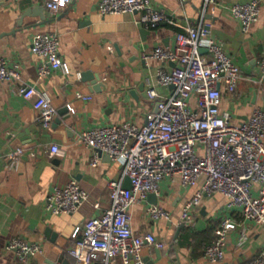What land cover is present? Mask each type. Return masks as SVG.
<instances>
[{"label":"crops","instance_id":"0c3cea01","mask_svg":"<svg viewBox=\"0 0 264 264\" xmlns=\"http://www.w3.org/2000/svg\"><path fill=\"white\" fill-rule=\"evenodd\" d=\"M99 1L73 0L66 8L51 13L45 7L46 0H0V57L8 65L18 64L21 82L47 92L57 111L50 128L44 129L31 103L19 95L21 82H0V264H76L68 250L81 238L85 221L109 207L107 183L119 179L122 170L120 162L106 156L92 167L89 152L77 135L102 125L126 121L141 124L153 108L146 97L145 79L152 78L161 63L154 60L146 66L141 54L156 45L172 47L180 29L166 23L143 28L134 21L139 14L101 15ZM246 1L218 0L214 13L208 10L204 17L213 38L222 43L242 72L235 92L228 94L222 89L221 100V109L239 122L245 121L254 107L264 109V76L259 69L264 55V3L248 32H243L241 22L227 9ZM150 2L181 25H196L201 17L203 0L185 4L178 0ZM142 30H146L144 34ZM40 33L58 35L59 55L70 74L55 70L38 78L40 59L30 45ZM203 50L202 54L209 57ZM95 78L99 81L94 86ZM76 93L91 98L84 101ZM54 144L59 151L52 155L50 147ZM20 146L25 152L19 167L9 169L6 157ZM71 179L89 194L88 200L74 214H51L46 210L48 196ZM202 182L184 187L178 178L162 181L160 195H154L156 204L147 197L130 207L134 233L151 232L166 242L160 250L142 249L145 264H211L203 251L214 239L215 227L226 217L244 222L249 239L237 246V230L228 232L224 258L216 264H247L264 246V227L243 221L239 210L229 208L221 194L204 196L192 223L180 221L184 201ZM148 205L168 210L170 219H150L145 210ZM13 239L38 243L43 251L22 260L15 251L6 249Z\"/></svg>","mask_w":264,"mask_h":264},{"label":"built area","instance_id":"2783aa9c","mask_svg":"<svg viewBox=\"0 0 264 264\" xmlns=\"http://www.w3.org/2000/svg\"><path fill=\"white\" fill-rule=\"evenodd\" d=\"M73 0H46L45 7L57 13ZM189 0H178L185 4ZM264 0H249L227 7L241 22L243 32L259 18ZM218 0H203L201 17L196 25H181L173 16L154 8L150 0H100L98 11L106 14H139L134 21L146 29L170 24L180 30L174 45H156L144 51L141 59L146 66L158 61L161 66L152 78L145 79L146 97L153 108L144 121L102 125L82 130L78 140L88 150L90 165L96 167L102 156L120 162L121 176L107 183L110 205L100 215L87 219L81 238L68 250L76 264L100 262L109 264H145L144 247L163 249L166 242L151 232L136 234L131 227L130 207L145 201L150 194L160 195V184L176 178L184 187L201 186L184 201L180 221L192 223L194 211L204 196L221 194L228 207L239 210L243 221L264 227V109L254 107L245 121H235L228 111L221 109L222 89L233 94L242 79L241 69L224 51L222 43L213 38L205 14L214 13ZM31 51L40 59L37 75L42 78L52 71L70 74L68 65L59 55V37L55 33L34 36ZM210 54L206 57L201 50ZM173 64L172 67H169ZM264 76V55L259 62ZM77 77L81 78L80 73ZM105 79V78H104ZM0 82H21L19 65H8L0 57ZM19 95L29 101L37 120L49 129L56 117V109L49 94L33 85L21 82ZM89 100V95L76 93ZM71 109V108H70ZM73 112V109L70 110ZM56 144L50 154L58 153ZM24 147L9 152L6 166L18 169ZM31 155H33L31 153ZM128 178L131 188L124 187ZM89 194L71 179L64 187L55 188L46 200V210L54 215L74 214L88 200ZM98 208V204L95 205ZM146 214L154 221L169 220L170 212L158 205H148ZM237 230V246L248 239L244 222L231 217L223 219L214 229V239L206 245L204 257L211 264L223 260L228 232ZM79 229L74 233L77 237ZM6 249L15 251L20 259L42 253L38 243L11 240ZM247 264H264V246Z\"/></svg>","mask_w":264,"mask_h":264},{"label":"water","instance_id":"95a60500","mask_svg":"<svg viewBox=\"0 0 264 264\" xmlns=\"http://www.w3.org/2000/svg\"><path fill=\"white\" fill-rule=\"evenodd\" d=\"M144 31H146V30H142V32H143V34H144ZM201 52L203 53L204 52V50L202 49L201 50ZM94 81L92 82V85H96V83H97V81H99L98 80V78L96 79H93ZM94 85V86H95ZM100 86V85H99ZM124 187L126 188V189H129V188H131V183H130V180L128 179V178H126L125 179V181H124ZM148 198H152L153 200H154V203L156 204V200H155V196L153 195V194H150L149 196H148Z\"/></svg>","mask_w":264,"mask_h":264}]
</instances>
